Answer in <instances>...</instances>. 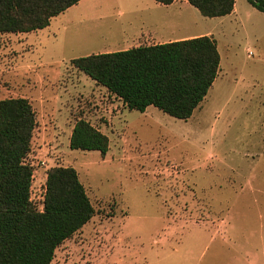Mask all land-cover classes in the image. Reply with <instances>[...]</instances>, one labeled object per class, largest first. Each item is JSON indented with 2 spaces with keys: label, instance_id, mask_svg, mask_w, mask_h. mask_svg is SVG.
Segmentation results:
<instances>
[{
  "label": "rangeland",
  "instance_id": "1",
  "mask_svg": "<svg viewBox=\"0 0 264 264\" xmlns=\"http://www.w3.org/2000/svg\"><path fill=\"white\" fill-rule=\"evenodd\" d=\"M234 2L231 17L206 18L184 0H85L44 29L0 34V100L35 114L34 208L48 170L71 167L94 209L51 264H264V14ZM144 21L156 31L133 36ZM185 34L212 35L220 56L185 121L129 110L71 64ZM79 119L107 136L104 156L69 148Z\"/></svg>",
  "mask_w": 264,
  "mask_h": 264
},
{
  "label": "trees",
  "instance_id": "2",
  "mask_svg": "<svg viewBox=\"0 0 264 264\" xmlns=\"http://www.w3.org/2000/svg\"><path fill=\"white\" fill-rule=\"evenodd\" d=\"M81 0H0V34L41 30L52 18ZM169 6L174 0H153ZM201 16L220 18L234 10V0H186ZM264 14V0H246ZM81 71L118 97L129 110L153 106L178 120L189 119L212 87L220 56L211 36L138 46L71 60ZM35 114L24 98L0 100V264H51L55 250L94 216V209L71 167L50 168L43 208L30 200L33 169L28 163ZM69 148L109 149L106 135L77 120ZM264 157V150H263Z\"/></svg>",
  "mask_w": 264,
  "mask_h": 264
},
{
  "label": "crops",
  "instance_id": "3",
  "mask_svg": "<svg viewBox=\"0 0 264 264\" xmlns=\"http://www.w3.org/2000/svg\"><path fill=\"white\" fill-rule=\"evenodd\" d=\"M82 1H85V0H81L79 3H82ZM185 1V3H187V1L186 0H184ZM174 2V1H173ZM78 3V4H79ZM173 4V3H172ZM171 4V5H172ZM90 5H91V3H90ZM101 4H100V2H97V6H95V7H98V6H100ZM170 6V5H169ZM191 6V5H190ZM192 7V6H191ZM194 8V7H193ZM195 9V8H194ZM234 11H235V8H234V10L232 11V13L230 14V15H227V16H225V17H221V18H227V17H231L232 15H234ZM142 20H146V19H142ZM144 25H140L139 26V28L138 29H136L134 32H133V36H135V35H140V34H142V32L144 31V30H147V33L149 34V33H152L151 31H156V28H154V26L153 25H151L150 24V22L148 21V22H146V21H144V23H143ZM155 27H156V24H155ZM157 35V34H156ZM200 36H208V35H202V34H198V35H194V34H185V35H182V36H179V37H175L174 39H169V40H164V39H160L159 38V36H157V39L160 41V43L159 44H161V43H169V42H173V41H179V40H185V39H192V38H196V37H200ZM209 36H211L212 37V35H209ZM213 38V37H212ZM109 53V52H108Z\"/></svg>",
  "mask_w": 264,
  "mask_h": 264
}]
</instances>
